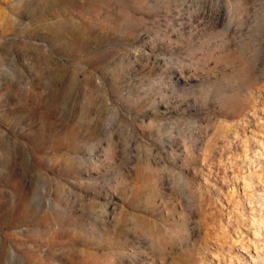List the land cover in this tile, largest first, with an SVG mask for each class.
<instances>
[{"label":"rangeland","instance_id":"374dc122","mask_svg":"<svg viewBox=\"0 0 264 264\" xmlns=\"http://www.w3.org/2000/svg\"><path fill=\"white\" fill-rule=\"evenodd\" d=\"M264 0H0V264H264Z\"/></svg>","mask_w":264,"mask_h":264},{"label":"bare ground","instance_id":"6f19581e","mask_svg":"<svg viewBox=\"0 0 264 264\" xmlns=\"http://www.w3.org/2000/svg\"><path fill=\"white\" fill-rule=\"evenodd\" d=\"M263 263H264V260H263Z\"/></svg>","mask_w":264,"mask_h":264}]
</instances>
